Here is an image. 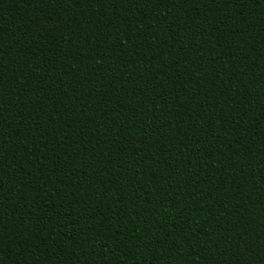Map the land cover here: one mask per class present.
<instances>
[{
	"label": "trees",
	"instance_id": "trees-1",
	"mask_svg": "<svg viewBox=\"0 0 264 264\" xmlns=\"http://www.w3.org/2000/svg\"><path fill=\"white\" fill-rule=\"evenodd\" d=\"M0 264H264V0H0Z\"/></svg>",
	"mask_w": 264,
	"mask_h": 264
}]
</instances>
